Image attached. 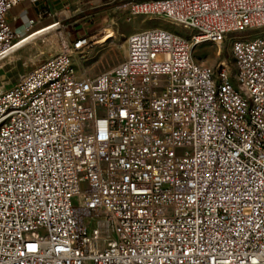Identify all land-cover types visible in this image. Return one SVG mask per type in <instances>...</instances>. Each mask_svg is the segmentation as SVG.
<instances>
[{
  "label": "built area",
  "instance_id": "built-area-1",
  "mask_svg": "<svg viewBox=\"0 0 264 264\" xmlns=\"http://www.w3.org/2000/svg\"><path fill=\"white\" fill-rule=\"evenodd\" d=\"M40 1L0 0V66L15 51L8 12ZM129 11L164 12L218 33L221 46L264 24V0H147ZM130 35L110 68L14 105L0 140V264H264V43L218 62L232 72L239 55L236 99L223 73L204 79L183 35ZM86 40L46 59L44 73L10 84L0 75V104L4 90L24 93L73 61Z\"/></svg>",
  "mask_w": 264,
  "mask_h": 264
},
{
  "label": "rangeland",
  "instance_id": "rangeland-1",
  "mask_svg": "<svg viewBox=\"0 0 264 264\" xmlns=\"http://www.w3.org/2000/svg\"><path fill=\"white\" fill-rule=\"evenodd\" d=\"M142 1L147 0H41L36 5L27 2L18 4L7 15V20L17 33L14 42L37 28L50 23L56 25L13 48L15 51L0 66L1 77L6 83H14L46 59L66 49L71 42L94 34L95 43L91 39L81 50L73 52L72 60L80 72L97 74L122 59V44L126 35L152 27L198 39L193 45L194 60L209 71L214 70L226 54H230L226 39L221 46L212 37L207 38L197 31L172 25L162 18L131 14L130 3ZM248 32H233L229 37L242 38ZM232 63L231 57V66Z\"/></svg>",
  "mask_w": 264,
  "mask_h": 264
},
{
  "label": "bare ground",
  "instance_id": "bare-ground-1",
  "mask_svg": "<svg viewBox=\"0 0 264 264\" xmlns=\"http://www.w3.org/2000/svg\"><path fill=\"white\" fill-rule=\"evenodd\" d=\"M150 18H162L168 21L172 25L180 26L184 29H189L187 23H179L178 25L177 21L170 20L169 17H164V12H157V17H150ZM55 25L56 24L50 23L35 29L29 34L21 37L18 40V42H15L13 48L28 41L32 37L42 32H45L46 30L54 27ZM190 30L196 31V29H190ZM246 30H249V32L242 38H237V39L230 38L229 35L233 32H238V31H231L227 33V37L225 39L229 41L230 54L237 53V45L264 43V24H262L260 28H256V29H254V27H246ZM148 31H154V34L171 32V36L181 35L177 32L170 31L161 27L144 28L134 31L130 34H139L140 32H148ZM239 31H245V30H239ZM197 32L201 34L200 31ZM130 34L126 35L125 44L133 43V35ZM93 36L87 37L86 41L87 42L92 41L95 43V39H93ZM203 36L207 38L212 37L213 39L216 40V42H218V33H207V35H203ZM96 37L97 36H95V38ZM197 41L198 39L194 40L193 38H189L187 36H180V43L185 44V46H193L194 43H196ZM122 46L124 47V43L122 44ZM181 54L182 56H190L191 47H181ZM231 57L233 59L232 72L228 64H223V66H218L217 64L215 69L212 71H209L203 67V76L204 79L206 80H214V78H216V75H221L223 73V81L225 87L230 88V93L233 94V96H235L236 99H245V92L240 91L239 85H235V78H233V75H240L241 73V60L239 59V55H232ZM186 65H193V57H186ZM44 70H49V63H42L38 65V67H36L37 73H44ZM72 73H82V72H80L77 69L73 61H67L65 66L56 68L54 73L48 74L45 80H39L36 86L27 88V90H25L24 93H21V91L5 90L3 92V99H8V100H6L5 104H0V117H1L0 140L3 137L4 130L7 128L8 125L11 124V116H14L15 104L16 106L35 104L36 101H39L41 97H43V95L46 93L47 90H49V88H53L54 86L58 85L59 82H62V80L66 79V77L71 76ZM216 108H223V101H216ZM2 113H4V116H2ZM92 164H93V154H85L84 165H92ZM190 203H191V196H182V204H190Z\"/></svg>",
  "mask_w": 264,
  "mask_h": 264
}]
</instances>
